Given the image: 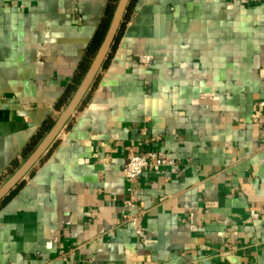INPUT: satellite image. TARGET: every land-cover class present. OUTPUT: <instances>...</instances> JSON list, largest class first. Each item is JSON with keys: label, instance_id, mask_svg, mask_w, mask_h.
Masks as SVG:
<instances>
[{"label": "crops", "instance_id": "obj_1", "mask_svg": "<svg viewBox=\"0 0 264 264\" xmlns=\"http://www.w3.org/2000/svg\"><path fill=\"white\" fill-rule=\"evenodd\" d=\"M109 2L0 0V186L67 106ZM263 99L264 1L131 0L84 103L0 205V264H264ZM130 150L176 165L130 182Z\"/></svg>", "mask_w": 264, "mask_h": 264}, {"label": "water", "instance_id": "obj_2", "mask_svg": "<svg viewBox=\"0 0 264 264\" xmlns=\"http://www.w3.org/2000/svg\"><path fill=\"white\" fill-rule=\"evenodd\" d=\"M131 0H118L104 39L93 58L86 74L68 102L67 106L54 122L50 130L29 154L25 161L0 186V204L32 173L37 164L48 154L57 142L61 132L67 127L75 113L82 106L95 85L101 70L105 66L111 50L125 22Z\"/></svg>", "mask_w": 264, "mask_h": 264}, {"label": "trees", "instance_id": "obj_3", "mask_svg": "<svg viewBox=\"0 0 264 264\" xmlns=\"http://www.w3.org/2000/svg\"><path fill=\"white\" fill-rule=\"evenodd\" d=\"M117 3H118V0H110L109 5H108L107 10H106V13H105V16H104V18H103V20L99 26V29H98L97 33L95 34L91 44L87 48V50H86V52H85V54H84V56H83V58L79 64V67H78V70H77L75 77L73 78V80L71 81V83L67 87L65 93L61 97L60 104L66 105L70 101L71 97L73 96L74 92L76 91L77 87L79 86L81 80L83 79L84 75L86 74L93 58L95 57L103 39H104V36H105L107 29L109 27V24L111 22L113 13H114L115 8L117 6ZM129 11H130V7L128 9V12H127L126 17H125V22H124V24H123V26L119 32L118 37L120 36L122 29L127 22ZM52 125H53V122L50 119L46 120L44 122L41 129L32 138L30 144L27 146V148L24 152L25 157H27L28 153H30L36 147L38 142L46 135V133L50 130ZM17 167H19L18 164H15L14 169H16ZM11 171H13V170H11ZM23 184H24V181L0 205L5 204L20 189V187Z\"/></svg>", "mask_w": 264, "mask_h": 264}, {"label": "built area", "instance_id": "obj_4", "mask_svg": "<svg viewBox=\"0 0 264 264\" xmlns=\"http://www.w3.org/2000/svg\"><path fill=\"white\" fill-rule=\"evenodd\" d=\"M264 0H241L245 4H258ZM146 61L151 59L150 56L145 57ZM260 115L264 116V99L259 102ZM176 165V161L165 154L151 152L146 156L130 150L127 156V163L124 169L126 178L130 181H136L145 171L164 172L168 168ZM133 188H130V198L126 201L129 206H134ZM128 218V216H126Z\"/></svg>", "mask_w": 264, "mask_h": 264}]
</instances>
